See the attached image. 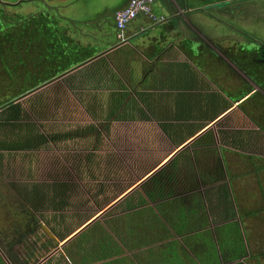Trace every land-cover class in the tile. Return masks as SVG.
Segmentation results:
<instances>
[{
	"label": "trees",
	"instance_id": "16d2710c",
	"mask_svg": "<svg viewBox=\"0 0 264 264\" xmlns=\"http://www.w3.org/2000/svg\"><path fill=\"white\" fill-rule=\"evenodd\" d=\"M161 8L160 4L157 9ZM26 19L19 18L14 24L17 26L10 29V18L0 6V74L5 81L0 86V130L23 119V107L15 102L17 96L69 73H77L81 68H74L88 61L84 68L97 75L98 87L101 83L110 84L108 112L103 121L153 118L172 144L179 146L216 120L232 102L248 97L240 109L264 131V41L244 31H241L244 39L231 46L213 41L211 46L203 37L191 33L170 49L153 44L152 55L140 54L135 44H110L111 50L99 55L104 47L81 44L52 15L38 14ZM92 58L95 59L89 61ZM197 68L224 95L211 90ZM16 88L20 92L15 93ZM9 93L13 94L6 98ZM93 100L97 108L101 107L97 95H93ZM93 127L90 129H97ZM80 134H39L33 128L24 137L19 136V142L26 140L31 148L48 140L59 141ZM232 143L234 148L244 147L240 131L234 133ZM230 153L236 152L216 145L212 129L205 132L141 187L116 203L101 220L81 232L66 249L65 257L73 264L103 260H109L104 264H128L129 257L120 254L137 250L134 257L140 264H153V259L161 254L165 256L164 264H220L222 261L262 264L264 252L257 249L260 248L258 241L264 239L258 240L253 235L251 221L255 220V227L261 226L260 222L264 224V204L258 201L249 207L248 189H237L230 182L199 189L227 179L224 168ZM236 155L243 162L251 161L254 170L262 174L256 186L264 198V158L239 152ZM235 177L229 170L231 182ZM210 218L215 223L226 222L215 228L217 239L206 228ZM191 233L196 234L187 236ZM184 244L205 254L188 257ZM118 256L121 257L115 258ZM0 264H5L1 255Z\"/></svg>",
	"mask_w": 264,
	"mask_h": 264
},
{
	"label": "flooded vegetation",
	"instance_id": "af4514ba",
	"mask_svg": "<svg viewBox=\"0 0 264 264\" xmlns=\"http://www.w3.org/2000/svg\"><path fill=\"white\" fill-rule=\"evenodd\" d=\"M26 1L33 2L35 0L0 1V6L10 18V29L17 26L14 24L19 18L26 21V18H31L34 15L49 14L54 16L55 20L58 19L60 26H66L67 32L74 37H76L74 32L77 33L80 30L83 33L86 31L83 24L70 14L72 5L69 4V0H37V3L41 4V11L26 14H19L12 10ZM239 1L242 0L234 2ZM239 39L236 38L234 42ZM223 45L231 46L233 44ZM96 79L97 75L92 74L87 67L80 72L69 73L65 77L55 80V82L61 81L63 86L67 85L64 87L66 90L72 88L81 92L85 98L84 105L96 110V112H92L96 114L92 125H96L98 129L93 130L90 129L91 125L86 126V130L81 131L85 136H100L99 129L106 131L108 126L116 123L142 122L153 126V122H155L160 127L159 122L153 118L147 121H103L102 118L107 116V104L111 91L102 89L106 87L105 83H101L98 87ZM59 91L60 93L64 92L62 89ZM92 91L99 93L97 98L101 107L98 109L95 106L97 104L93 103L95 94ZM31 102L34 103V101ZM32 106L36 111L34 117L40 119L38 115L43 112V108L36 104H32ZM22 115L24 117V111ZM37 125V133L48 132L42 129V125ZM226 125L229 128L232 126L231 123H226ZM20 136L24 137L25 135ZM19 138V136L15 138L10 129L3 127L0 130V255L6 264H72L65 257L66 249L72 245L74 239L81 232L92 223L101 220L109 211L110 208L105 210V207L110 204L108 202L110 187L114 189L117 183L129 179L133 175L137 177L153 163V159L158 157L160 152H163L161 149L160 152L155 151V154L154 150L151 152L144 148L148 141L144 138L141 142L133 144V146H138V151L133 147L129 149L127 155H117L115 161L119 166L116 167L113 165L110 168V164L107 162L102 164L98 162L97 164V160L90 161L86 157L81 160L77 155L75 158L62 156L53 163L46 160L43 155L45 151L56 147L60 142L76 140L78 137L59 141L48 140L31 148H28L29 143L26 140L20 143ZM13 141L15 142L13 143ZM3 143L14 144L16 147L6 148ZM170 143L172 142L170 141ZM124 144L126 141L123 142ZM114 146L121 150L118 143H115ZM119 159H122L120 161L123 164ZM126 167L130 172L120 175L119 170L126 171ZM63 200H65L64 203ZM104 202L108 204L103 209H99V215L95 214L96 208ZM93 213L94 215H92ZM89 221L93 222L74 236ZM257 251L264 252V247L258 248Z\"/></svg>",
	"mask_w": 264,
	"mask_h": 264
},
{
	"label": "rangeland",
	"instance_id": "374dc122",
	"mask_svg": "<svg viewBox=\"0 0 264 264\" xmlns=\"http://www.w3.org/2000/svg\"><path fill=\"white\" fill-rule=\"evenodd\" d=\"M0 1L12 2L13 0ZM213 1L215 0H199V3L204 4L205 2H207L209 4H212ZM119 3L120 0H114L112 2H109L107 9L113 11L114 7ZM160 4L163 5L161 10L166 16L167 20L172 21L177 19L181 24L183 23L186 26L188 25L186 22L187 18H185L186 14L185 16L177 17L173 15L171 9L172 3L169 0H160ZM40 9L41 4L37 3V0H35L33 2L26 1L21 6H17L12 10H15L19 14H26L29 12L41 11ZM205 9H207V11L215 13L217 19L216 24L213 22L208 24L206 27L200 28L199 30L201 31V33L196 35L201 37H211L219 35L224 36L227 34L235 35V29H238V38H240L239 42L244 39L241 31L248 33L249 35H251L252 38H256L260 41L264 40V0H242L234 3L222 2L218 5L213 3L212 6L205 7ZM228 9H231V17L227 15ZM103 23L106 25L107 28H111L110 18H108V20L106 21H103ZM99 40L100 37L98 36V39H96V41ZM205 41H207L206 43L211 46L214 45V43L210 39H205ZM83 69L85 68L83 67L77 72H80ZM3 82L5 81L2 75L0 74V86L3 84ZM60 82L53 81L47 85L42 86V88L37 90L35 93L29 92L27 94H20L19 96H17L16 99L20 98L21 96L28 95L19 102L23 107L24 117L21 121L18 122L17 125H10L4 128L10 129L12 135L16 138L20 135H27L29 133V130L38 127L37 124L42 125L41 127L44 131L53 133L81 132L85 131L86 126L88 125H91L92 127L96 126L92 125L95 120L94 115L96 114L92 113L94 110L91 109L90 106L86 107V105H84L85 98L82 96L83 94L72 88H69L67 90L64 89V87H66L67 85L63 86ZM109 85L110 84H107V86L102 89L106 90ZM210 87L212 88V90L215 89V86L213 84H210ZM60 89L64 90V92L60 93ZM17 90H19L20 92V88H16L15 93L17 92ZM92 92L95 95L99 94L97 91ZM13 93L7 94L6 98H10L11 96L8 95ZM31 101H34V103H32ZM35 101L37 103H35ZM32 104L39 105L43 108V112L41 113L42 115L40 116V119H36L34 117L36 111L34 110ZM238 113L242 114L241 111H239ZM242 119L244 121L247 120L245 119L244 115H242ZM7 131L9 132V130ZM99 135L100 136H85L84 133L81 132L79 136H76L78 137V139L67 141L64 143L60 142L56 147L50 148L49 151L46 150L43 155L46 157L47 161H51L53 163L56 159L62 156H69V158H75V155H77L80 156L79 159L81 160L84 159V157L88 158L90 161L97 160V164L98 162H100L101 164L103 162H107L110 164V168H112L113 165L115 167L118 165L115 161V158L118 154H121L123 156L125 154L127 155L129 149L133 147L138 151V146H133V144H136V142H141L144 138L148 140L147 143L144 145V148L149 149V151L153 152L154 150V152H160L159 150L163 149V152H160L161 154L157 155L160 158L167 155L175 146L170 143L168 137L164 134V132H162V129L155 122H153V126L149 123L145 124L142 122L133 124L116 123L114 125L108 126L106 131H102L99 129ZM122 141H126V144L123 145ZM219 141L221 145V140L219 139ZM115 143H118V147L120 146L121 150L115 148ZM251 149H253V147L247 145L245 146V150L240 151H246ZM120 160L122 159H119V161ZM126 169V171L119 170L120 175H122L124 172H130V170H128V167H126ZM135 180L136 177L133 175L131 178L117 183L114 186V189L110 187L111 191L108 201L110 204L107 205L108 203L104 202L101 206L96 208L94 213L97 214L99 209H103V207L107 205L105 207L106 210L108 206L112 205L118 199V197H120V194L122 192L126 191L127 189H129V187L133 185ZM255 190L261 193L259 188L255 187ZM113 206H111L109 210H111ZM94 213L92 215H94ZM99 214L100 213H98L97 215ZM254 221L255 220L251 221L253 235H255L258 240L262 237L264 239V224L260 222L261 226L255 227ZM258 242L260 247H264V241ZM253 246L256 247L255 244H253Z\"/></svg>",
	"mask_w": 264,
	"mask_h": 264
},
{
	"label": "crops",
	"instance_id": "0c3cea01",
	"mask_svg": "<svg viewBox=\"0 0 264 264\" xmlns=\"http://www.w3.org/2000/svg\"><path fill=\"white\" fill-rule=\"evenodd\" d=\"M112 1L114 0H69V4L72 5V7L70 8V14L74 16L75 20L83 24L84 29H86V31L83 33L80 30H78L77 33L74 32V35L78 38V41H80L81 44H87V45L91 44L92 46L104 47L105 48L104 51H107L111 49L113 46V45L110 46V44L122 43L121 41H119L118 38L119 30L117 29L116 25H114L115 23H113L115 22L114 14L117 10L124 8L128 4L129 0H120V3L114 7L113 11H111L107 9V7H108V3ZM169 1L172 3L171 9L173 15L177 17V16H185L186 14L185 18H187L186 22L189 26L188 25L186 26L183 23L181 24L177 19L172 21L167 20L166 23L163 24H151L149 20H147L144 17L137 18L128 27L125 33L126 36L129 38L127 43L135 44L140 54L152 55L153 44H160L161 47L166 46L167 49H170L173 47V44H181L183 40L190 37L191 33L194 34L201 33V31L199 30L200 28L206 27L208 24L213 22L216 24L217 19L215 13L209 11L211 13L209 15L207 11L206 12L202 11V4L199 3V0H169ZM216 1L217 0L213 2ZM231 1L232 0H229L228 3H231ZM186 6L187 7L189 6V8L186 9L187 8ZM155 8L156 10H158L157 8H160V0L156 1ZM230 11L231 9H228L227 15L232 16ZM157 12L163 14L162 10L160 11L158 10ZM108 18H110L112 22L111 28L110 27L107 28L106 25L103 23V21L108 20ZM235 30H236L235 35L227 34L224 36H220V35L211 36V37L204 36L203 39L204 40L210 39L213 42H215V44L216 43L235 44L237 43L234 41L236 38H238V29ZM98 36L100 37L101 41L100 40L96 41V39H98ZM165 60H170V59L166 58ZM197 71L199 72L201 78L204 81H206L209 85L213 84L203 72H201L199 69ZM213 85L216 88L213 91L220 92L221 94L224 95V93L215 84ZM247 98H245L244 100H246ZM244 100L232 103L228 110L223 112L212 123L210 122L213 125L209 124L210 127L205 132L211 129L213 130L216 138V145L219 148L221 146H225V148L233 150L236 153L239 152L251 157L256 156V157L264 158V131L261 130L260 127L240 109V104ZM239 111H241L242 114H239L238 113ZM242 115L245 116V119H247L246 121L242 119ZM219 122H223L224 125L218 126ZM226 123H231L232 126L229 128L227 127ZM238 131L241 132V138H243L245 142V145L242 149L232 147L233 135ZM204 133H201L199 137L202 136ZM219 139L221 140V145ZM222 143H228V145L227 144L222 145ZM247 145L253 147V149L240 151V150H245V146ZM236 153H230L228 155V165L226 166V168H224L227 179L219 180L216 183L211 184L209 186H199V189L202 190L203 188L206 187L217 186L218 184L223 182H230L231 184H234L237 189H241L242 187H246L248 189L247 192H249L250 194L247 195L248 196L247 205L249 207L252 208L256 202L258 203V201L264 204V198L262 193H259L258 191L255 190V187H257L256 186L257 178L259 177V175L262 174L254 170L251 161L243 162L242 158L240 156H237ZM229 170L230 172H232L233 175L236 176L234 181L232 182L229 179ZM250 186H252V189L249 188ZM237 220L240 222L242 226L241 218L238 217ZM225 223L226 222L215 223L213 221V218H210L209 226L206 228L211 229L213 231V235L215 239H217V236L215 234V228L218 225H222ZM194 234L196 233H191L188 234L187 236L189 235L193 236ZM243 237L247 245L246 235L243 234ZM173 239L182 240L183 238L174 237ZM184 246L187 249L186 251L188 257L189 255L191 256L194 255L195 253L205 254L204 251H200V249L191 250L187 244H184ZM137 252H138L137 250L134 251L125 250L120 255L129 257L127 260L128 264H140L139 262L136 261L134 257V254ZM121 256L115 258H119ZM219 256L221 257L220 250H219ZM164 257L165 256H162V254L158 255V258L153 259V264H164V259H163ZM182 258L183 256L181 255V259ZM203 258L206 259V256L205 257L203 256ZM107 261L109 260L97 261L92 264H104ZM236 262L237 261H232V262L222 261L220 262V264H235ZM262 264H264V261H262Z\"/></svg>",
	"mask_w": 264,
	"mask_h": 264
},
{
	"label": "water",
	"instance_id": "95a60500",
	"mask_svg": "<svg viewBox=\"0 0 264 264\" xmlns=\"http://www.w3.org/2000/svg\"><path fill=\"white\" fill-rule=\"evenodd\" d=\"M229 0H217L216 2H212V4H209L207 2H205L204 4H202V11L206 12L207 9H205V7H208V6H212L213 3H215L216 5L218 4H221L222 2L223 3H228ZM235 0H232L231 2H234ZM205 5V6H204ZM207 13L210 15L211 13L209 11H207ZM127 37V36H126ZM129 40V38L127 37V40L126 42ZM119 41H122L119 39ZM125 42H122V43H119V44H123ZM111 49L107 50V51H104L102 52L101 54L99 55H102L104 53H107L108 51H110ZM96 58V57H95ZM95 58H92L90 59L89 61L91 60H94ZM88 63V61L76 68H74V70H77V69H80V68H83L86 64ZM73 70V71H74ZM257 87V90L259 89L258 86H255ZM40 88L42 87H38L36 88L35 90L31 91V93H35L37 90H39ZM216 89V88H215ZM28 95L26 96H21L20 98H17L15 99V102H20L24 97H27ZM234 103V102H232ZM213 122V121H212ZM211 122V123H212ZM209 123V124H211ZM208 124V125H209ZM205 126L202 130H200L198 133H196L194 136H192L191 138H189L187 141H185L184 143H182L181 145L179 146H174L173 149L167 154L165 155L164 157H158V158H154L153 159V163L148 167L146 168L145 170H143L139 175H137L136 177V180L134 181L133 185L131 187H129V189H127L126 191L122 192L120 194V197H118V199L110 206H108L109 208H111V206L115 205L116 203H118L119 201H121L123 198H125L127 195H129L132 191H134L135 189L141 187L143 185L144 182H146L149 178H151L155 173H157L159 170H161L164 166H166L178 153H180L183 149H185L186 147H188L190 145V143H192L194 140H196V138L199 137V135L201 133H204L209 127V126ZM213 125V124H211ZM93 221H89L86 223V225L84 227H81L80 230L78 232H76L74 234L77 235L79 234L82 230H84L87 226H89Z\"/></svg>",
	"mask_w": 264,
	"mask_h": 264
},
{
	"label": "built area",
	"instance_id": "2783aa9c",
	"mask_svg": "<svg viewBox=\"0 0 264 264\" xmlns=\"http://www.w3.org/2000/svg\"><path fill=\"white\" fill-rule=\"evenodd\" d=\"M157 0H129L128 4L115 12L114 20L119 30L118 38L126 42V30L139 17H144L151 24H163L167 21L164 14L155 10Z\"/></svg>",
	"mask_w": 264,
	"mask_h": 264
}]
</instances>
